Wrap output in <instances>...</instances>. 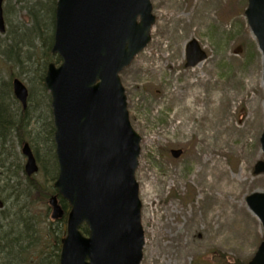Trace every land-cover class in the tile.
<instances>
[{"label": "rangeland", "instance_id": "rangeland-1", "mask_svg": "<svg viewBox=\"0 0 264 264\" xmlns=\"http://www.w3.org/2000/svg\"><path fill=\"white\" fill-rule=\"evenodd\" d=\"M200 1L213 2L207 9L209 19L204 20ZM151 2L156 15L152 40L120 74L132 125L142 136L136 172L146 238L141 264H248L264 239L262 223L246 202L251 193L264 192V173H254L255 164L264 160L260 143L264 130L263 54L245 14L248 0ZM4 6L9 31L24 29L31 19L26 11L15 0H6ZM42 29L46 38L52 32L47 23ZM32 37L29 33L27 40ZM35 39L31 48L18 43L20 52L28 57L24 65L27 69L0 55V89H6L11 76L21 78L29 90L33 88L25 121L30 122L33 136L38 135L42 157L50 144L46 138L44 142L43 129L50 125L51 117L48 98L35 81L37 69L44 64L46 46L42 38ZM192 39L198 41L207 58L200 65L187 67V44ZM179 93L189 94V99L197 103L193 107H200L204 114L199 117L197 110L188 108L182 112ZM210 99L212 107L204 110L203 100ZM6 105L18 119L21 104L11 85ZM226 121L231 126L213 137L216 123L224 125ZM180 122L188 123L189 129L181 127ZM222 136L227 138L226 143L221 141ZM210 137L212 147L208 149L205 145ZM21 147L11 130L0 140V162L5 161L6 166L3 170L15 171V179L23 188L26 174L21 165L26 158ZM173 149H181V155L175 157ZM204 155L220 159L226 174L217 176L210 170L211 160L200 165L198 157ZM8 175L6 183L11 182ZM225 175V194L213 195L218 190L208 186L209 181L217 184ZM34 176L43 181L45 173L40 170ZM9 192L1 193L0 198L7 201L4 215L11 214V221L15 205H20L13 203ZM35 194L30 192L31 198H37ZM209 198L212 203L204 205ZM40 204L38 197L37 206L32 205L27 217L39 220ZM45 240L39 238L38 244L46 246ZM52 240L50 234L46 243Z\"/></svg>", "mask_w": 264, "mask_h": 264}, {"label": "water", "instance_id": "water-1", "mask_svg": "<svg viewBox=\"0 0 264 264\" xmlns=\"http://www.w3.org/2000/svg\"><path fill=\"white\" fill-rule=\"evenodd\" d=\"M0 0V32H5ZM151 0H58L52 51L62 63H50L45 76L51 92L59 174L54 185L69 202L61 264H140L145 234L135 174L141 136L133 128L119 72L151 40L156 21ZM246 15L264 57V0H248ZM206 54L196 40L188 44L187 65ZM264 68V61H263ZM264 78V76H263ZM15 96L27 106L28 89L13 80ZM264 150V131L261 135ZM181 150H173L178 157ZM26 171H38L28 143ZM264 172V161L255 165ZM264 230V192L247 197ZM1 205V203H0ZM52 217L64 211L50 199ZM86 223L89 235L80 231ZM249 264H264V240Z\"/></svg>", "mask_w": 264, "mask_h": 264}, {"label": "trees", "instance_id": "trees-1", "mask_svg": "<svg viewBox=\"0 0 264 264\" xmlns=\"http://www.w3.org/2000/svg\"><path fill=\"white\" fill-rule=\"evenodd\" d=\"M16 3H19L20 8L26 11V14L31 18L26 23L25 28L22 30L10 32L7 29L6 34L2 35L0 33V55L4 56L7 60L11 61L14 65H19L22 68L25 67L28 62V57H25L20 52L18 48V43H25L30 48L33 43V38L37 37L34 41H38L39 38H42L44 46V64L40 65L37 74L36 86L38 90H41L44 95H46V89L44 85V76L46 73L47 64L50 61L59 62L58 56H53L51 54V45L53 42V25H54V14L57 0H15ZM52 22V26L48 24V20ZM47 23L48 27L52 32L48 34V37L42 34L43 27ZM29 33H32L34 37L27 40ZM26 40L29 44L26 43ZM24 44V46H25ZM36 44V43H35ZM21 47V46H19ZM34 48V47H33ZM32 55V52H30ZM29 56V55H28ZM26 68V67H25ZM27 69V68H26ZM6 84V89L3 87L0 89V140H4L8 131L11 130L16 134L19 143L29 140L34 152L38 158V161L41 165V170L45 173L44 180L38 181V178L26 177V183L23 188L16 186V183L13 182L12 187H9L7 190L9 196L13 197L14 204L18 202L20 205L17 207L15 205L14 219L9 220L10 215H4L7 201L4 200V208L0 209V264H59V252H60V240L61 234L65 232V219L66 216L57 222H53L49 219V207L47 205L48 198L55 194L56 191L53 187V181L58 174V165L54 152V143H53V127L47 125L44 127L43 131L46 132L44 136V142L46 139L49 140L48 151L40 154V142L37 140V136L34 135V130L30 129V122H26L27 110H23L18 119H15L11 111L6 105V99L8 97L9 86L11 85V79ZM33 88L30 91V101L32 100ZM22 120L24 123H22ZM36 135V134H35ZM46 138V139H45ZM1 161V160H0ZM5 161L0 162V183L6 181V174L10 173V169L4 171ZM7 172V173H6ZM10 177V174L8 175ZM1 185V184H0ZM30 192L36 193L37 198H31ZM0 193H3V189H0ZM35 194V195H36ZM20 196L25 198L29 197L31 199H19ZM39 201L42 203L38 207V212H40L39 220H36V216L27 217L26 213H29L32 205ZM60 203L65 210L67 215L69 205L63 200L60 196ZM5 219L7 222L5 223ZM5 220V221H4ZM61 224V226H58ZM22 227H24L22 229ZM82 230L87 233L88 229L85 225L82 226ZM26 232V234H25ZM53 238L52 242L46 243L47 239L50 237ZM39 238L44 241L46 246L39 243ZM27 244V247L24 246ZM14 249L16 252L13 254ZM6 254V255H5ZM27 254V255H26ZM26 255V256H25ZM37 258L39 260H37ZM16 260V261H15Z\"/></svg>", "mask_w": 264, "mask_h": 264}, {"label": "bare ground", "instance_id": "bare-ground-1", "mask_svg": "<svg viewBox=\"0 0 264 264\" xmlns=\"http://www.w3.org/2000/svg\"><path fill=\"white\" fill-rule=\"evenodd\" d=\"M199 5L204 10V15H203L204 20L205 19H209L210 18V15L207 12V9H209V8L212 7L213 2L212 1H200L199 2ZM199 65H200V63H199ZM192 94H195V92H193ZM189 96H190L189 94H181V93H179L177 95V98L179 99L178 102L181 105L180 110L183 112V111H186L187 108L188 109H194V111H196V110L198 111V113H199L198 115H199V117H201L204 114L205 111L201 110L200 107H197V106L193 107L197 103L194 102L193 100L189 99ZM211 104H212V100L211 99L210 100H207L206 102L203 100V103L201 104V107L204 110H206L207 108H209V106H211ZM204 105H205V107H204ZM217 125H218V127H217ZM180 126L183 127V128H185V129H187V130L189 129L188 123L187 124H183L182 122H180ZM226 126H228V127L231 126V124L229 123V121H226V124H224V125H220L219 123H216V127H215V131L216 132L213 135V137L219 136L220 133H221V132L219 133V131L220 130L221 131H224L223 128H225ZM241 128H243V126H241ZM232 129H234V128H232ZM211 140L212 139L210 137L209 143L207 142L206 145H205V147H208V149H210L212 147ZM221 141L223 143H226L227 142V138H225L224 136H222V140ZM198 159L201 161L200 165H202V166L205 165L208 160H211L210 170L211 169L214 170L215 171V174H217V176L223 175L225 173L224 170H223L224 168L222 166L223 164H222V162H220V159L214 160L211 157H209L208 155L207 156L204 155L203 158L202 157H198ZM227 180H228V177H227V175H225V179L222 182H217V184H214L213 181H209L208 186H210L212 188L215 187V189L218 190V193L213 194V195L218 196L220 193L225 194V191L224 190H226L225 189V185H226V181ZM211 203H212V200L210 199V200H208L207 203H204V205H209ZM208 214H210V213H208ZM210 218L211 217L208 215L207 220H210Z\"/></svg>", "mask_w": 264, "mask_h": 264}]
</instances>
